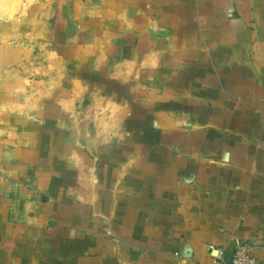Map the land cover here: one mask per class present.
<instances>
[{
	"label": "rangeland",
	"instance_id": "rangeland-1",
	"mask_svg": "<svg viewBox=\"0 0 264 264\" xmlns=\"http://www.w3.org/2000/svg\"><path fill=\"white\" fill-rule=\"evenodd\" d=\"M151 2L0 0V264H113L187 149V46Z\"/></svg>",
	"mask_w": 264,
	"mask_h": 264
},
{
	"label": "crops",
	"instance_id": "crops-1",
	"mask_svg": "<svg viewBox=\"0 0 264 264\" xmlns=\"http://www.w3.org/2000/svg\"><path fill=\"white\" fill-rule=\"evenodd\" d=\"M158 1L179 48L172 61L187 46L189 62L191 104L171 119L197 127L155 186L142 180L151 189L136 205L139 231L126 216L113 264H211L218 251L229 264L236 240L264 264V0Z\"/></svg>",
	"mask_w": 264,
	"mask_h": 264
},
{
	"label": "built area",
	"instance_id": "built-area-1",
	"mask_svg": "<svg viewBox=\"0 0 264 264\" xmlns=\"http://www.w3.org/2000/svg\"><path fill=\"white\" fill-rule=\"evenodd\" d=\"M211 264H227L223 259L222 251H218L216 258ZM229 264H254V260L248 253L247 246L239 240L235 241L233 255Z\"/></svg>",
	"mask_w": 264,
	"mask_h": 264
}]
</instances>
